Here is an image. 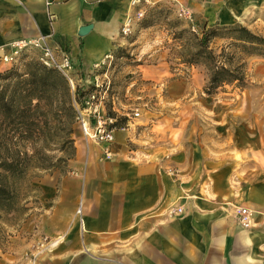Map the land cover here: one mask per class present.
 I'll return each mask as SVG.
<instances>
[{"label":"crops","instance_id":"obj_1","mask_svg":"<svg viewBox=\"0 0 264 264\" xmlns=\"http://www.w3.org/2000/svg\"><path fill=\"white\" fill-rule=\"evenodd\" d=\"M127 5L128 0H0V56L16 39L47 36V44L62 47L80 74L99 76L96 64L122 44L116 34ZM119 58L114 55L111 72L140 66H124ZM156 71L161 79L171 73ZM135 85L136 91L149 88ZM110 90L115 119L123 113L120 98L127 87L117 82ZM173 101L182 108L173 131L154 130L162 120L158 114L139 123L131 117L113 130L108 159L101 157L103 143L84 136L75 141L67 175L45 184V194L53 197L46 231L62 239L38 264H264L261 116L230 109L227 98ZM165 103L157 98L158 106ZM198 103L208 107L202 127L192 120L195 115L184 114ZM236 206L253 210L250 227L236 224Z\"/></svg>","mask_w":264,"mask_h":264},{"label":"rangeland","instance_id":"obj_2","mask_svg":"<svg viewBox=\"0 0 264 264\" xmlns=\"http://www.w3.org/2000/svg\"><path fill=\"white\" fill-rule=\"evenodd\" d=\"M174 21L177 23L173 24ZM213 22L220 25L239 23L255 35L264 38V0H160L148 6L143 16L135 21L128 35L121 38L119 34H116L122 42L121 46L114 49L109 64L104 63L98 69L101 72L97 76L98 82L103 86L107 84L105 114L111 116L109 113H114L109 108L110 95L114 93V90L109 91V88L120 82V85L127 87V90L120 98L124 105V108L120 110L123 113L117 116L127 119L125 115H128L133 118L131 121L139 123L147 117L155 119V116H150V114H158L162 120L155 123V131L163 129L167 132L173 131L182 114L181 106H177L173 100L190 97L193 99L227 98L230 100V109H240L246 114L255 112L260 115L264 130V56L253 53L244 57L245 81L242 87L226 84L212 94H205L202 90L205 83L203 68L199 65H185L177 58L179 56L177 51L188 35L184 34L182 40L174 39L173 36L180 29L199 32L204 24ZM225 42L227 40L215 38L209 46L218 51ZM257 49H259L258 53H264V46H257ZM114 55L121 56L117 61L124 63V66L126 64H140V66L131 73L127 70L118 74L115 70L111 72L114 67ZM30 60L38 61L34 52L21 55L15 65L1 66L0 73L9 72L10 75L7 80L0 79V85L15 81V75H20L21 79L24 78L26 76L25 64ZM158 67L166 71L169 69L171 73L161 79L157 75ZM170 79L173 81H169ZM138 82L146 83L149 88L136 91L134 88ZM153 86L160 89H154ZM80 91L78 90L77 102H73V106L81 99ZM158 97L164 98L166 103L158 106ZM191 108L193 109L190 110L191 112L187 110L184 114L195 115L192 120L200 127L209 121L205 117L208 114L205 110L208 108L206 105L198 103L197 106L194 105ZM133 110L138 113L135 117L130 115ZM50 127L53 125L50 124ZM68 128H70V143L65 138ZM4 131H8L9 135L14 133L10 130ZM41 136L43 141L40 156L45 161L49 157L54 162L56 158L72 153L75 141L83 135L72 120L70 124L56 128L49 129L48 125H45ZM26 151L31 152L29 144L26 146ZM68 162L69 159L66 161L65 168L61 164L62 170L60 171L50 168L30 169L27 172V181H23L21 192L26 193L24 205L27 209L16 216L8 214L5 216L6 219L0 221V264H38L50 256L61 243L60 239L52 248H43L44 241L49 240L44 219L49 213L53 199L46 195L44 190L46 183L60 181L61 177L67 175Z\"/></svg>","mask_w":264,"mask_h":264},{"label":"trees","instance_id":"obj_3","mask_svg":"<svg viewBox=\"0 0 264 264\" xmlns=\"http://www.w3.org/2000/svg\"><path fill=\"white\" fill-rule=\"evenodd\" d=\"M184 34L188 37L180 45L177 58L185 65L202 66L205 94H212L226 84L242 87L245 81L244 57L253 53L264 56L257 49V46H264V38L239 23L204 24L199 32L180 29L173 38L182 40ZM215 38L227 40L218 51L209 46ZM25 74L22 79L15 75V81L0 85V221L8 214L16 216L27 209L24 205L26 193L21 192L30 169L56 168L60 171L61 164L65 168L66 161L74 154L73 151L54 162L47 157L45 161L40 156L41 131L45 125L50 129L72 122L73 102H77L78 90L71 93L65 79L56 70L35 60L25 64ZM9 75V72L0 73V79L7 80ZM82 94L83 90L80 91ZM109 114L114 116V113ZM125 120V117L116 116L113 125H120ZM4 130L16 135H9ZM69 133L70 128L65 133L70 143ZM28 144L30 153L26 151Z\"/></svg>","mask_w":264,"mask_h":264},{"label":"built area","instance_id":"obj_4","mask_svg":"<svg viewBox=\"0 0 264 264\" xmlns=\"http://www.w3.org/2000/svg\"><path fill=\"white\" fill-rule=\"evenodd\" d=\"M160 0H128L127 11L124 15L121 25L118 28V34L124 38L131 32L135 21L141 18L148 6H151ZM180 15V13H178ZM47 36H37L30 38H19L9 43V53L0 56V63L15 65L21 55L27 52H34L37 60L44 66L56 70L66 81L70 91L85 90L81 99L74 106V123L80 129L82 135L93 142L103 143L101 157L108 159L110 150L108 145L113 141V130L122 128L113 125L112 117L105 114V98L107 84L101 85L97 76L80 74L79 70L73 65L68 53L59 45H49L46 42ZM112 54L107 52L96 66H101L106 60H110ZM91 88H87V86ZM137 111L133 110L131 116H137ZM127 117L126 121L130 116ZM179 212L180 208H174ZM232 218L242 228L250 227L253 223V210L245 206H236L233 209ZM62 236H56L44 241V247L52 248Z\"/></svg>","mask_w":264,"mask_h":264}]
</instances>
